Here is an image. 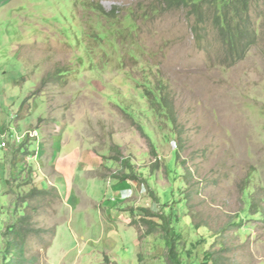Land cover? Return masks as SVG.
<instances>
[{
  "label": "rangeland",
  "instance_id": "1",
  "mask_svg": "<svg viewBox=\"0 0 264 264\" xmlns=\"http://www.w3.org/2000/svg\"><path fill=\"white\" fill-rule=\"evenodd\" d=\"M248 15L231 62L161 0H0V264L22 216L28 264H169L141 208L181 264H264V0Z\"/></svg>",
  "mask_w": 264,
  "mask_h": 264
},
{
  "label": "trees",
  "instance_id": "2",
  "mask_svg": "<svg viewBox=\"0 0 264 264\" xmlns=\"http://www.w3.org/2000/svg\"><path fill=\"white\" fill-rule=\"evenodd\" d=\"M163 6L167 10L185 9L189 15L194 18L195 26L193 30L198 36L201 35V23H210V26L215 30L218 40L226 48V55L231 62L240 59L247 49V44L254 39V31L249 22V9L253 0H161ZM201 41L205 42L206 37H201ZM162 101V99H159ZM48 194L46 190H38L33 188L26 195L29 198L36 196H44ZM152 202L158 203V199L152 194ZM252 204H250V207ZM140 211L152 218H157L158 222L147 220L144 218L142 225L148 226V231L145 235H150L153 231L159 229L162 239L165 242L166 256L169 264H181L178 251L177 242L180 235L175 231L172 220L169 215L154 214L148 210L141 208ZM133 210L131 214H133ZM27 216H22L17 225L12 228L9 233L10 240L6 253L10 255L7 264H28V260L24 258L23 247L26 243L27 237L35 235L41 237L42 230L34 229L27 221ZM206 259L214 261L211 255L206 254ZM105 264H116L109 262V258H105Z\"/></svg>",
  "mask_w": 264,
  "mask_h": 264
}]
</instances>
